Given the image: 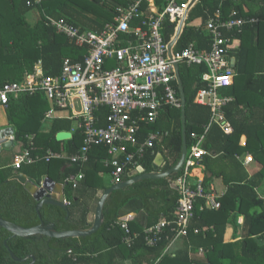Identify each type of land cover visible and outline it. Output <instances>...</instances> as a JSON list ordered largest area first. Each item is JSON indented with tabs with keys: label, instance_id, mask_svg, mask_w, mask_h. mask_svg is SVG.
Returning a JSON list of instances; mask_svg holds the SVG:
<instances>
[{
	"label": "trees",
	"instance_id": "trees-1",
	"mask_svg": "<svg viewBox=\"0 0 264 264\" xmlns=\"http://www.w3.org/2000/svg\"><path fill=\"white\" fill-rule=\"evenodd\" d=\"M134 1L137 0H40L34 4V0H0V87L24 77L34 84L41 74L56 76L63 59L80 61L83 51L46 27L44 15L63 18L81 31H98L111 20L116 8ZM156 4L161 7L165 0H156ZM146 5L142 3L141 6L146 9ZM218 7L215 0H198L194 4L174 53L190 44L198 50L209 49L206 33L191 24L200 19L203 25ZM32 9H36L37 17L29 26L25 15ZM220 12L222 19L234 12L235 18L251 17L259 22L245 25L239 34L224 33L225 37H232L228 54L235 60L232 83L220 91L221 95L232 99L223 108L232 134L226 136L213 125L201 146L206 152L201 160L204 164L201 182L204 193L207 194L214 178H220L226 186L224 194L215 199L219 208H204L205 201L197 200L187 236L179 238L181 248L173 257L162 254L172 236H164L154 247H148L143 233L161 218L173 219L177 201L174 183L179 173L163 179L141 180L108 195L103 205L101 225L89 236L11 238L0 227V264L31 262L29 259L14 262L5 248V240L8 249L18 259L33 256V264H123L126 261L130 264H264V0H227L220 6ZM173 28L172 24L164 23L166 42L173 35ZM178 71L185 97L186 144L189 148L190 134L201 133L210 116L208 107L194 103L197 92L205 87L201 75L207 68L205 65L179 63ZM47 109L48 102L39 93L9 102L5 115L9 126L14 129V142L22 143L32 157H42L47 150L75 155L84 143L83 135L75 131L70 140L55 139L58 131L70 130L72 121L68 119L52 121L49 131L42 133V120ZM95 115L100 119V125H104L107 110L98 109ZM149 132H157L160 137L154 147L146 151L139 167L144 173L153 172L154 158L160 154L163 162L159 170L167 171L177 163L181 153L180 110L164 108L156 123L142 127L139 140ZM30 136L31 140L28 139ZM87 154L88 160L83 165L52 159L22 166L15 172L0 168V218L23 228L50 223L57 232L89 229L88 216L94 202L111 186L110 182L103 185L102 174L110 178L111 169L103 164L108 158L105 147H93ZM246 154L252 157L257 167L252 174L244 173L242 167ZM17 173L37 183L47 177L61 184L67 209L42 205L37 214V202L32 194L19 182L10 179ZM78 173H82L83 178L73 188L71 180ZM128 179L126 177L124 181ZM131 213L135 218L128 222V229L136 237L127 247L122 243L123 230L114 223ZM237 216L243 218L241 225L236 222ZM227 226L232 227V238L225 242ZM195 229L198 233H194ZM198 249L202 250L200 256L197 255Z\"/></svg>",
	"mask_w": 264,
	"mask_h": 264
},
{
	"label": "built area",
	"instance_id": "built-area-1",
	"mask_svg": "<svg viewBox=\"0 0 264 264\" xmlns=\"http://www.w3.org/2000/svg\"><path fill=\"white\" fill-rule=\"evenodd\" d=\"M191 1L165 0L163 6L157 7L154 0H137L116 8L112 19L97 32L81 31L63 18L44 15L46 27L64 36L74 47L84 49L82 60L75 62L65 58L56 76L45 77L41 74L34 84L24 77L0 87L1 108L21 96L39 93L52 105L44 113V119H50L57 110L67 111L68 119L75 123V130L84 137L78 153L72 156L47 150L42 157H32L25 148L14 154L11 164L13 170L17 171L23 165L40 160L49 162L52 159H65L71 164L83 163L91 148L103 146L108 155L104 165L111 169L110 183L113 185L137 174L139 161L160 137L157 132H149L140 141L138 135L141 124H154L164 108L180 109L172 63L206 66L207 71L201 75L205 87L197 92L194 103L209 108V120L201 133L190 134L191 144L187 147L174 183L177 201L173 219L161 218L145 229L143 238L148 247H154L164 236L167 238L171 235L173 239L187 236L197 200L205 201L204 208H219V203L215 201L217 197L204 193L200 170L201 160L206 155L201 146L210 127L217 126L226 136L232 134L223 111L232 99L220 94L221 90L231 85L233 77L228 55L232 37H225L224 33L239 34L245 25L259 22L251 17L235 18L234 12L222 19L220 6L227 0H215L219 7L202 26L208 37L209 49L197 50L190 44L182 51L172 52L169 60L167 44L173 35L168 42L165 41L164 23L174 26V34ZM39 2L34 0V4ZM142 2L147 4V10L142 9ZM198 27H201L200 23ZM101 108L107 110L105 127L97 125L95 116ZM7 140L14 142V136H8ZM251 162L250 155L243 158L244 165ZM81 179V174L73 177L72 187ZM130 218L128 214L114 223L123 230L122 243L127 247L132 245L136 237L128 229ZM194 233H198V230L195 229Z\"/></svg>",
	"mask_w": 264,
	"mask_h": 264
},
{
	"label": "water",
	"instance_id": "water-1",
	"mask_svg": "<svg viewBox=\"0 0 264 264\" xmlns=\"http://www.w3.org/2000/svg\"><path fill=\"white\" fill-rule=\"evenodd\" d=\"M197 1L198 0H192L190 2L189 9L185 12L184 16L180 19L172 39L167 44L166 54L169 60H171V54H172L173 47L181 35L187 13ZM234 61H235L234 58H232L231 67H234ZM172 66L174 70L175 81H176L178 96L180 100V126H181V153H180L179 160L172 168L164 172H159L158 168L161 165L163 160L160 155H157L153 161V166H152L153 172L144 173L141 168H138L136 172L137 174L134 175L133 177L121 183L111 185L98 197V200L95 203L92 217L90 219L91 227L87 230L57 232L54 230V225L50 223L40 224L38 226L31 227V228H23L13 223L7 222L1 218H0V227L9 233L11 235V238L18 237V238L39 239L40 237L45 236V237L52 238V239H67V238H79V237L89 236L95 233L99 229L101 222H102L103 205H104L106 198L111 192L116 191V190H122L141 180L163 179L172 174L178 173L182 167V164H183V161L186 155V150H187L186 129H185V97H184L182 83L179 77L178 64L173 62ZM12 134H13L12 128H6V129L0 130V151L1 150L8 151L11 149L13 142L7 140V138L8 136ZM70 136L71 135L68 132H58L55 134V139L57 141H65V140H68ZM10 179L16 180L17 182H19L21 185L24 186V188L28 192H30L29 190L30 186L34 187L35 190L32 193V196L34 200L37 202V206H36L37 214L39 213L42 205H54V206H58L63 209H67V204L64 202V198L62 194V186L60 184H52V190H48L47 188H45L44 184L37 183L34 179L30 177H26L22 174H15ZM6 241L7 240L4 241L5 248L14 262H22V261L29 259L31 260L29 264L34 263L33 256H28L24 260L18 259L8 249L6 245Z\"/></svg>",
	"mask_w": 264,
	"mask_h": 264
},
{
	"label": "crops",
	"instance_id": "crops-1",
	"mask_svg": "<svg viewBox=\"0 0 264 264\" xmlns=\"http://www.w3.org/2000/svg\"><path fill=\"white\" fill-rule=\"evenodd\" d=\"M155 1V6H157V4H156V0H154ZM233 2V1H232ZM131 3H133V2H131ZM131 3H129V4H131ZM142 3H144V2H142ZM142 3H141V5H142ZM128 4V5H129ZM146 4V3H145ZM127 6V5H126ZM147 6V5H146ZM163 6V5H162ZM125 7V6H124ZM142 7V6H141ZM143 9V8H142ZM148 9V7L146 8V9H143V10H147ZM218 9V8H217ZM34 10H36V9H34ZM31 11H33V9L31 10ZM31 11H29V12H31ZM190 11V10H189ZM189 11H188V13H189ZM36 13H37V11H36ZM188 13H187V15H188ZM114 16V15H113ZM25 17H26V15H25ZM54 18V17H53ZM186 18H187V16H186ZM112 19V18H111ZM186 20V19H185ZM28 23V22H27ZM105 23H107V22H105ZM104 23V24H105ZM185 23V22H184ZM201 24V26H203L202 25V21L200 20V19H197V20H195V21H193L192 22V26L193 27H195V28H202V27H198V24ZM34 24V23H33ZM33 24H31V25H29V26H32ZM103 24V25H104ZM102 25V26H103ZM101 30V29H100ZM87 31H91V30H87ZM99 31V30H98ZM97 32V31H96ZM174 35V34H173ZM68 41V40H67ZM178 41V40H177ZM68 43H69V41H68ZM177 43V42H176ZM70 44V43H69ZM71 45V44H70ZM176 45V44H175ZM175 45H174V47H175ZM71 46H73V45H71ZM74 47V46H73ZM174 47H173V49H174ZM74 48H76V47H74ZM77 49H79V50H82L83 52H82V54H81V58H80V61L82 60V56H83V54H84V49L83 48H77ZM198 50V49H197ZM172 52H174L173 50H172ZM229 55V54H228ZM230 57V56H229ZM231 59L233 58V57H230ZM69 59V58H68ZM77 62H79V61H77ZM184 64V63H183ZM61 68V67H60ZM175 85H176V81H175V83H174ZM175 88H176V91H177V96H178V90H177V85L175 86ZM178 98H179V96H178ZM6 108V107H5ZM5 108H1L0 107V111H2V113L4 114L3 115V122L2 123H0V130H2V129H6V128H12L11 126H9V124H8V121H7V118H6V115H5ZM50 109V106H49V104H48V109H47V111ZM101 109H104V108H101ZM180 110V109H179ZM46 111V112H47ZM96 114V113H95ZM68 112L67 111H63V110H57V111H55L54 113H53V115H52V117L50 118V119H44L43 118V120H42V126H41V132L42 133H47L48 131H49V129H50V127H51V123H52V121H54V120H57V119H68ZM96 116V115H95ZM96 118L98 119V122H97V125L98 126H100V127H105V120H103V123H104V125H100V119L96 116ZM69 120V119H68ZM158 120V119H157ZM72 121V120H71ZM48 123V124H47ZM156 123V122H155ZM153 125V124H152ZM145 126H149V124H141V126H140V130L142 129V127H145ZM12 130H13V136H14V129L12 128ZM75 131H78V130H75V123H74V121H72V126H71V128H70V130L69 131H66V130H62V131H58V132H68V133H70V138L68 139V140H70L71 139V137H72V133H74ZM57 132V133H58ZM80 132V131H79ZM140 132V131H139ZM82 134V133H81ZM83 135V134H82ZM29 138H31V136L29 137ZM28 138V139H29ZM84 138V137H83ZM65 141H67V140H65ZM63 142V141H62ZM81 148V147H80ZM79 148V149H80ZM23 149H25V147H23V144L22 143H20V142H13V144H12V147H11V149L10 150H8V151H6V150H1L0 151V168H7V169H11L12 171H14L15 172V170H13L12 169V167H11V164H12V157L14 156L13 154H15V153H17V152H20V151H22ZM79 149H78V151H79ZM52 151V150H51ZM78 151H77V153H78ZM54 152V151H53ZM54 153H59V154H62V155H65V156H68V154L66 153V152H54ZM76 153V154H77ZM75 154V155H76ZM158 155H160V154H158ZM246 155H248V154H246ZM246 155H244L243 156V158L246 156ZM69 156H72V155H69ZM157 156V155H156ZM155 156V157H156ZM161 156V155H160ZM162 157V156H161ZM108 159V158H107ZM59 160H64V161H66L65 159H59ZM87 160H88V154H87ZM87 160H86V162H87ZM162 160H163V158H162ZM105 161H106V159L104 160V162H103V164L105 163ZM68 162V161H67ZM86 162H83V163H77V164H79V165H83V164H85ZM163 162V161H162ZM70 163V162H69ZM162 164V163H161ZM23 166H26V165H23ZM161 166V165H160ZM159 166V167H160ZM104 167H105V165H104ZM242 167H243V169H245L246 171H248L247 170V167H248V165H244L243 164V162H242ZM18 171V170H17ZM158 171L159 172H161L160 170H159V168H158ZM203 171H204V164H202V168H201V170H200V175H201V177H202V179H203ZM55 172L56 171H53L52 173L53 174H55ZM17 174H21V173H17ZM78 174H81L82 175V173H78ZM199 174V173H198ZM15 175V174H14ZM13 175V176H14ZM23 175V174H22ZM77 175V174H76ZM24 176H26V175H24ZM26 177H28V176H26ZM54 177H55V175H54ZM102 177H103V179H102V183H103V185L104 184H109V182H110V178L107 176V175H104V174H102ZM82 178H83V175H82ZM45 183H51V184H59V183H55L52 179H49V178H47V177H43L42 179H41V182H40V184H44L45 185ZM111 184V183H110ZM61 185V184H60ZM62 186V185H61ZM209 188H208V192H207V194H210V195H213V196H216V197H220V196H222L223 194H224V192H225V190H226V186L223 184V182L221 181V179L220 178H214L213 180H212V182L209 184V186H208ZM35 190V189H34ZM34 190H32V191H30L29 193H33L34 192ZM62 194H63V186H62ZM57 196V195H56ZM63 198H64V194H63ZM64 201H65V203L67 204V202H66V200L64 199ZM95 203L96 202H94V204H93V206H92V210H91V212H90V214H89V216H88V221L89 222H91V217H92V214H93V211H94V207H95ZM130 221L131 220H133L134 218H135V214H133V213H131L130 214ZM242 220H243V218H242V216H237L236 217V222H237V224H239V225H241V223H242ZM232 238V227L231 226H227L226 227V230H225V234H224V241L225 242H228L230 239ZM181 239H173V238H171L170 240H169V242L166 244V246H165V248H164V250H163V252H162V254H165V255H169V256H174L175 254H176V252L181 248ZM202 254V250L201 249H198V253H197V255L198 256H200ZM123 264H130L128 261H126V262H124Z\"/></svg>",
	"mask_w": 264,
	"mask_h": 264
},
{
	"label": "rangeland",
	"instance_id": "rangeland-1",
	"mask_svg": "<svg viewBox=\"0 0 264 264\" xmlns=\"http://www.w3.org/2000/svg\"><path fill=\"white\" fill-rule=\"evenodd\" d=\"M36 14H37L36 10H34V9H33V11L26 13V17L25 18H26V21L28 22L29 25H31V24H33L35 22V19L37 17ZM48 104H49V106L51 108L52 107L51 103L48 102ZM3 115L4 114L2 113V111H0V123L3 122V119H2ZM247 170L248 171L244 170L245 171L244 173L247 172V173L252 174L253 172H255L257 170L256 164H255L253 159H252V162L248 165ZM261 242L262 241H259V243H261Z\"/></svg>",
	"mask_w": 264,
	"mask_h": 264
},
{
	"label": "bare ground",
	"instance_id": "bare-ground-1",
	"mask_svg": "<svg viewBox=\"0 0 264 264\" xmlns=\"http://www.w3.org/2000/svg\"><path fill=\"white\" fill-rule=\"evenodd\" d=\"M45 188H47L48 190H52V184L51 183H45ZM29 190L32 191L34 190V187L30 186Z\"/></svg>",
	"mask_w": 264,
	"mask_h": 264
}]
</instances>
